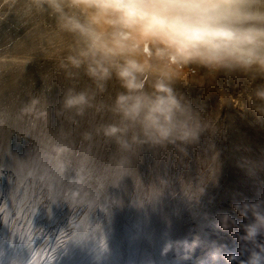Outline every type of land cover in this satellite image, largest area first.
<instances>
[{
    "label": "bare ground",
    "instance_id": "obj_1",
    "mask_svg": "<svg viewBox=\"0 0 264 264\" xmlns=\"http://www.w3.org/2000/svg\"><path fill=\"white\" fill-rule=\"evenodd\" d=\"M244 82V91L253 87ZM6 117L0 115V264H230L229 255L239 256L238 241L216 216L236 217L232 199L264 194V116L254 111L252 127L237 119L235 130L223 115L211 118L219 131L187 146V156L171 146L144 151L125 176L115 150L88 172L68 146L52 149L36 138L26 128L31 118ZM210 240L226 251L208 254Z\"/></svg>",
    "mask_w": 264,
    "mask_h": 264
},
{
    "label": "clouds",
    "instance_id": "obj_2",
    "mask_svg": "<svg viewBox=\"0 0 264 264\" xmlns=\"http://www.w3.org/2000/svg\"><path fill=\"white\" fill-rule=\"evenodd\" d=\"M25 6L54 18L57 31L71 37L60 63L72 82L60 97L61 112L101 118L86 135L115 146L123 176L144 151L171 146L182 159L187 146L219 131L176 87L193 66L250 82V107L264 116V0H25ZM81 77L85 87L77 86ZM232 209L242 222L227 212L216 216L239 243V256L227 260L264 264V194ZM207 248L215 258L227 245L210 240Z\"/></svg>",
    "mask_w": 264,
    "mask_h": 264
},
{
    "label": "rangeland",
    "instance_id": "obj_3",
    "mask_svg": "<svg viewBox=\"0 0 264 264\" xmlns=\"http://www.w3.org/2000/svg\"><path fill=\"white\" fill-rule=\"evenodd\" d=\"M70 43L71 37L57 31L54 18L28 12L25 0H0V115L5 113L7 122L18 118L22 123L31 118L34 122L26 128L36 138L45 139L43 142L52 149L68 146L76 164L89 172L95 159H104L107 150H117L99 135H86L100 117L89 112L73 119L71 114L61 112L60 97L72 82L66 78L60 63ZM193 68L176 87L194 108L209 118L223 115L228 118L231 130L237 127V119L248 123L247 126L255 124L250 90L244 91L240 79L223 74L213 76ZM245 82L244 85L251 84ZM86 85L83 77L77 82L78 87ZM117 90L118 84L110 82L109 94L114 95ZM52 122L56 125H51Z\"/></svg>",
    "mask_w": 264,
    "mask_h": 264
}]
</instances>
